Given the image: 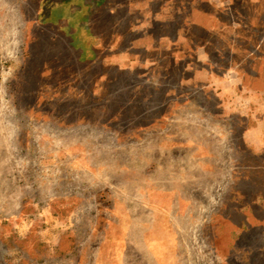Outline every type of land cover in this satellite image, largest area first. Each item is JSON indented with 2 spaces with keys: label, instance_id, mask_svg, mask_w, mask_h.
I'll return each mask as SVG.
<instances>
[{
  "label": "crops",
  "instance_id": "obj_1",
  "mask_svg": "<svg viewBox=\"0 0 264 264\" xmlns=\"http://www.w3.org/2000/svg\"><path fill=\"white\" fill-rule=\"evenodd\" d=\"M0 58L46 80L42 94L92 96L96 111L104 96L117 111L137 98L153 116L137 126L184 162L167 170H185L233 245L264 259V0H0ZM17 227L0 226V264L53 253Z\"/></svg>",
  "mask_w": 264,
  "mask_h": 264
},
{
  "label": "rangeland",
  "instance_id": "obj_2",
  "mask_svg": "<svg viewBox=\"0 0 264 264\" xmlns=\"http://www.w3.org/2000/svg\"><path fill=\"white\" fill-rule=\"evenodd\" d=\"M18 70L0 58V226L40 232L53 253L31 264H264L233 245L221 207L199 205L185 170H167L184 162L137 126L153 118L137 98L117 111L104 96L96 111L92 96L42 94L46 80Z\"/></svg>",
  "mask_w": 264,
  "mask_h": 264
}]
</instances>
